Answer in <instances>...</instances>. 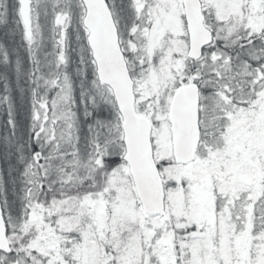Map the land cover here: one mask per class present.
Instances as JSON below:
<instances>
[{"label":"snow or ice","instance_id":"1","mask_svg":"<svg viewBox=\"0 0 264 264\" xmlns=\"http://www.w3.org/2000/svg\"><path fill=\"white\" fill-rule=\"evenodd\" d=\"M0 264H264V0H0Z\"/></svg>","mask_w":264,"mask_h":264}]
</instances>
